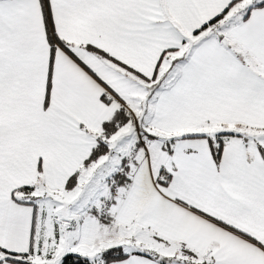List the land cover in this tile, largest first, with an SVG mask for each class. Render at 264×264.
Masks as SVG:
<instances>
[{
  "label": "snow or ice",
  "instance_id": "1",
  "mask_svg": "<svg viewBox=\"0 0 264 264\" xmlns=\"http://www.w3.org/2000/svg\"><path fill=\"white\" fill-rule=\"evenodd\" d=\"M0 264H264V0H0Z\"/></svg>",
  "mask_w": 264,
  "mask_h": 264
}]
</instances>
